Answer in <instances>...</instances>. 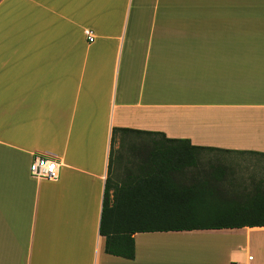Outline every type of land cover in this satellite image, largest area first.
<instances>
[{
  "label": "crops",
  "instance_id": "crops-1",
  "mask_svg": "<svg viewBox=\"0 0 264 264\" xmlns=\"http://www.w3.org/2000/svg\"><path fill=\"white\" fill-rule=\"evenodd\" d=\"M154 134L264 154V0H1L0 264H264V227L105 254L106 182L141 178ZM35 155L57 182L30 177Z\"/></svg>",
  "mask_w": 264,
  "mask_h": 264
},
{
  "label": "trees",
  "instance_id": "trees-1",
  "mask_svg": "<svg viewBox=\"0 0 264 264\" xmlns=\"http://www.w3.org/2000/svg\"><path fill=\"white\" fill-rule=\"evenodd\" d=\"M154 135L160 139L135 167L141 178L114 189L106 182L99 224L105 254L133 260L136 234L264 227V179L239 201H217L215 176L192 173L204 152L255 158L264 154L193 147Z\"/></svg>",
  "mask_w": 264,
  "mask_h": 264
},
{
  "label": "rangeland",
  "instance_id": "rangeland-1",
  "mask_svg": "<svg viewBox=\"0 0 264 264\" xmlns=\"http://www.w3.org/2000/svg\"><path fill=\"white\" fill-rule=\"evenodd\" d=\"M196 170L192 173L211 174L219 181V194L215 200L239 201L252 190L253 185L264 179V158L204 152L199 157Z\"/></svg>",
  "mask_w": 264,
  "mask_h": 264
},
{
  "label": "built area",
  "instance_id": "built-area-1",
  "mask_svg": "<svg viewBox=\"0 0 264 264\" xmlns=\"http://www.w3.org/2000/svg\"><path fill=\"white\" fill-rule=\"evenodd\" d=\"M86 41L88 44L94 42L92 32H86ZM61 162L51 155H35L29 166V175L32 179L37 181H46L55 183L59 179V170ZM251 258H248V262ZM246 262L245 264H249Z\"/></svg>",
  "mask_w": 264,
  "mask_h": 264
}]
</instances>
